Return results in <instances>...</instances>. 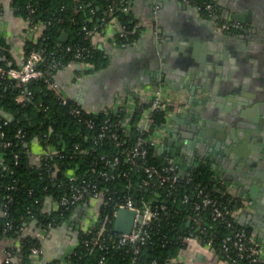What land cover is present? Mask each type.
I'll use <instances>...</instances> for the list:
<instances>
[{
	"label": "crops",
	"instance_id": "crops-1",
	"mask_svg": "<svg viewBox=\"0 0 264 264\" xmlns=\"http://www.w3.org/2000/svg\"><path fill=\"white\" fill-rule=\"evenodd\" d=\"M213 1L218 11L209 14L207 11L197 10L192 3L181 0H132L129 9L141 28L139 35L133 40H117L118 22L112 20L90 36L92 46L101 51L106 58L105 66L91 70L89 64L69 62L56 72V80L71 99L82 107L97 112L126 102L132 92H149L157 84L163 83L167 88H171L165 91V94L175 99L177 105L170 107L171 131L158 140L156 154L167 160L180 161L183 153L193 157L200 154L197 136L187 135L186 121L192 119V112L199 110L202 98L206 97L204 102L207 104L214 101L208 98V93L202 90L199 82L198 84L192 82L195 87L191 93L192 83L187 79V85L185 81L187 76L183 73L186 69L185 59L176 51L181 42L190 39L193 43L201 42L204 47L209 45L215 49L222 61L227 63L225 68L227 74L224 76L220 72L217 73L220 67L217 69L214 66V60L209 71L212 85L217 88L216 94L220 97V104L233 106L242 93L246 92L252 97H249L244 107L248 113L255 114L259 102L264 100V0ZM235 14L241 17H235ZM224 19L238 21L242 28L225 30L221 27ZM25 28L26 23L13 10L11 0H0V39L6 44L7 56L4 58L8 64H15L19 60L23 50ZM215 51L207 49L206 55L211 56ZM164 58L167 61L163 60ZM163 73L164 78H160ZM244 83L247 87L243 90ZM172 87L178 89L172 90ZM192 141L193 148L190 147ZM176 144L181 145L180 148ZM224 145L229 151L228 145L226 143ZM31 148L33 153L31 159L36 161L39 146L33 145ZM171 153L175 155L172 158L169 156ZM205 153L210 154L208 151ZM221 156L222 154H219V157ZM228 160L214 167L208 158L205 164L223 177L229 194L238 200L233 212L236 222L245 226L255 223L261 225L256 237L264 246V227L262 222L257 223L260 219L258 210H264L260 205L263 203L257 206L246 203L247 199L241 193L236 180L239 171L236 167L239 164H232L230 157ZM218 168L226 172L228 179L218 171ZM97 205V201L75 205L68 217L56 227L44 228L35 221L27 222L22 232L36 237L41 248L39 254L29 255L30 261L33 264L47 262L66 264V257L77 242L78 230L87 224ZM53 207V201L47 198L43 209L49 210ZM2 214L0 198V216ZM262 216L264 217V214ZM15 245L16 239L13 237L0 238V264H3L6 258L7 249ZM17 251L10 257L11 264H21V256ZM173 261L174 264H226L216 252L194 239L187 241L186 246L178 251Z\"/></svg>",
	"mask_w": 264,
	"mask_h": 264
},
{
	"label": "trees",
	"instance_id": "trees-1",
	"mask_svg": "<svg viewBox=\"0 0 264 264\" xmlns=\"http://www.w3.org/2000/svg\"><path fill=\"white\" fill-rule=\"evenodd\" d=\"M27 1L11 0V6L17 14H23ZM31 1L36 7L34 18L42 21L50 20V22L43 26L36 43L30 39H24L23 51L27 53L31 48L43 46L47 53L52 52L48 57L56 58L61 65H67L71 60L76 59L73 51L65 49L66 45L72 47L86 46L89 50L85 51L83 58L78 60L88 62L91 70H96L106 64V58L102 52L92 46L90 36L86 37L81 29L82 19L85 16L88 27L96 24L98 31L102 28L100 26L102 16L107 19L112 16L116 17L126 30L125 36L117 34L119 41L135 39L141 29L140 26L135 25L137 20L134 16L120 10H116L112 14L107 12L106 7L110 0ZM80 3L82 9L76 10ZM217 11L218 7L216 6L215 13ZM64 31L67 33L65 40L60 38ZM0 46H6L2 39H0ZM0 56H7V51L0 48ZM7 64V59L0 58V65L7 66ZM22 89L31 91L32 97L21 106L16 102L15 97ZM70 100L68 103L60 102L56 93L48 89L43 81L33 80L26 84L17 85L9 78L0 77V110L2 111L0 112V130L5 132V138L11 139L10 146H0V153L3 154L7 164L5 170H0V198L2 202L7 203L5 212L0 216V238L8 236L20 239L17 253L21 256V264H33L29 258V247L31 242H38V240L31 236L27 238L26 234L20 230V226L29 221H35L37 225L44 228L56 227L68 217L74 207L58 206L55 209H43L44 201L47 198L52 201L64 192L66 185L64 172L66 169H74L75 165H78L75 169L76 173H81V171L91 167L95 170L94 173L102 169L113 171L115 179L107 183L105 186L107 189L114 187L122 193L125 184L131 182L136 195L143 196L147 200L155 197L156 193L163 190V187L155 189L140 187L137 181L140 180L142 173L130 168L129 163H121L118 168L113 170L111 166H105L103 160L99 158L100 154L106 152L116 153L117 146L106 137L99 140L98 143H94L92 135L97 130L89 128L83 118H93L96 123H99L108 117L109 121L114 122L118 116L123 115V112L117 115L112 112L110 114L104 112L83 113L81 120H78L69 112L71 106L77 105L73 99ZM39 102L42 104L39 105ZM43 107H46V110H43ZM138 118L139 111L135 110L131 122H136ZM162 120V113H155V121L160 122ZM18 130L20 133L16 135ZM150 132L151 130L142 132L140 127L135 124L127 134H124L120 129L118 130V134L127 143H133L138 137L142 138ZM34 138L38 139L41 145L54 144L62 156L53 154L47 160L41 159L38 164L32 163L28 151L31 140ZM58 140L62 141L58 143ZM76 144H78L77 148H75ZM89 147L93 149L88 150ZM15 151H19V158L16 163L13 161ZM147 157L149 162L155 164L167 162V159L157 155L154 147L151 146L148 147ZM93 161L95 162L92 163ZM122 170H127V175L120 174ZM187 170L190 172L191 181L186 182L182 179L178 184H175L174 194L178 197L190 191L191 183L211 187L216 182L213 179L216 171L205 163L190 165ZM13 177L17 179V188L8 191L5 184L9 183ZM217 184L219 183L217 182ZM7 192L13 196V199L8 202L5 198ZM191 200L190 197L189 202ZM165 202L168 203L167 209L161 212L160 218H156L150 223L148 228L151 232L150 237L143 243L126 242L111 246L115 239L112 241L106 237L104 240V243L107 244L106 247L100 248L95 245L92 248H86L83 239L89 233L79 229L77 242L66 257V264H174V262H170V259H174L179 249L187 244L184 236L190 225L187 217L190 211V203L174 202L169 198H165ZM78 204L83 205L81 202ZM237 204L238 200L232 197L230 207L234 208ZM104 212L101 211V217L105 215ZM49 222L52 223V226L47 225ZM216 229L215 241L218 242L223 231L220 226H217ZM166 261L167 263H165ZM3 264L6 263L3 262Z\"/></svg>",
	"mask_w": 264,
	"mask_h": 264
},
{
	"label": "built area",
	"instance_id": "built-area-1",
	"mask_svg": "<svg viewBox=\"0 0 264 264\" xmlns=\"http://www.w3.org/2000/svg\"><path fill=\"white\" fill-rule=\"evenodd\" d=\"M132 0H110L108 2L106 10L112 14L116 10L123 11L129 15L132 12L129 9V4ZM185 3H192L194 7L199 11H207L209 14H213L216 9V4L213 0H181ZM82 9L80 3L76 10ZM36 7L34 2L28 0L25 3L24 13H19V16L26 23L25 39H30L33 43H36L40 37L41 30L45 24H48L50 20L42 21L34 18ZM87 17H83L81 29L84 31L85 36H91L97 32V25L88 27ZM101 27L106 26L112 20H118L116 17L105 18L101 17ZM138 23L136 22L135 25ZM242 24L238 21L231 19H224L221 22V27L225 30L231 28H240ZM117 34L119 36H125L126 30L124 25L118 22ZM44 38V37H43ZM3 50H6L4 46H0ZM65 49L73 51L76 59L70 62H78L83 64H89L86 61L78 60L83 58V53L89 49L86 46H74L66 45ZM50 52H46L45 47L40 46L37 48H31L27 53L22 50L19 55V60L15 64H7V66L0 65V77L9 78L13 80L17 85L26 84L30 81H43L46 83L48 89L53 90L58 96L60 102L68 103L71 101L70 97L66 95L62 87L56 80V72L64 67L60 61L54 57L49 58ZM2 56H0L1 58ZM4 57V56H3ZM5 59V58H4ZM90 65V64H89ZM163 83L157 84L149 92L136 91L132 92L128 100L123 103L115 104L111 108H107L102 111L105 114L117 115L123 112L122 116H118L116 121L111 122L109 118L105 117L101 122L96 123L93 118H83L84 122L89 128L96 129L97 132L92 135L94 143H98L103 138H109L117 146L116 153L110 154L109 152L99 155V158L103 160L105 166H111L114 170L121 163H129L130 168H134L137 171H141L142 176L137 181L140 187L145 189L163 187L160 193H156L155 197L147 200L143 196L136 195L131 182H128L124 186V191L120 193L117 189L106 188L105 186L109 181L115 179V173L106 169L99 170L94 173L95 170L87 168L81 173H76L75 165L74 169H66L64 176L66 178L65 190L57 199H53L54 207L64 206L65 208L75 206L79 202L83 205L90 202L97 201L98 205L87 224L81 226L83 232L89 233L84 239L83 243L86 248H92L97 245L100 248L106 247L104 243L106 237L109 239H115L111 246L123 244L126 242H138L143 243L150 237L149 225L156 219L161 217V212L166 210L168 203L165 202V198L171 199L174 202H180L183 204L190 203V211L187 214L189 228L184 236V240L187 242L191 239L199 241L207 249L216 252L219 257L226 264H264V246L262 242L257 239L253 234L249 226L237 224L233 212L234 208L230 207L232 196L227 190V184L223 177L217 174L213 177L216 181L211 187L205 185H199L191 183L190 191L185 192L180 197L174 194L176 189L175 184H178L182 179L186 182L191 181L190 172L187 170L188 165L183 164L180 160L170 159L167 162L155 164L149 162L147 154L148 147H156L159 139L165 137L171 131L169 123L170 107L177 105L175 99L169 98L165 94V91L170 90ZM178 88L172 87V90ZM32 93L29 90L22 89L15 97L16 102L21 106L27 99H31ZM77 103V102H76ZM42 102H39L41 105ZM46 110V107H43ZM135 110L139 111V118L136 122L132 123L131 118ZM78 120H81L83 113H98L97 111L88 110L77 103L73 105L69 111ZM161 112L163 120L160 122L155 121V113ZM140 127L142 132L151 130L150 133L144 137H138L133 143H127L118 130L127 134L133 125ZM49 129H51L49 127ZM20 130L16 133L18 135ZM47 135V134H45ZM62 140H58L60 143ZM25 144H29L24 142ZM11 145V139L5 138V132L0 130V146L8 147ZM38 145L39 152L36 154L37 160L32 161L31 155L32 146ZM78 144L75 145V148ZM93 149L89 147L88 150ZM87 150V151H88ZM82 151V150H81ZM29 158L32 163L38 164L41 159L47 160L53 154H59V150L52 143H46L41 145L38 139H32L30 143ZM62 156V154L60 155ZM19 158V151H15L13 154L14 163ZM93 161L92 163H94ZM49 165V163H46ZM7 164L2 153H0V170H5ZM127 170H122L120 174L127 175ZM1 174V172H0ZM96 174V176H95ZM17 179L13 177L9 183L5 184L6 189L12 190L17 188ZM217 182L219 184H217ZM190 197L192 198L189 202ZM6 201L13 199V196L7 192L5 194ZM247 204H251L252 200L247 199ZM6 202H2L3 212L6 210ZM119 207H126L135 211L132 227L129 232H118L113 229V222L116 212ZM105 213L101 217V211ZM96 224H98L96 226ZM48 226H52L49 222ZM9 226V225H8ZM23 226H20V230H23ZM91 228L89 229V227ZM222 228V233L218 242L215 241L216 227ZM27 238L30 236L26 235ZM16 239L15 247H10L6 251V258L4 263H10V257L19 248L20 239ZM181 249V248H180ZM179 249V250H180ZM137 250V249H136ZM41 251L40 245L37 241L31 242L29 252L32 255H37ZM174 259H170V262H174ZM155 263V261H153ZM167 263V261L165 262ZM37 264H49L37 263ZM58 264V263H52ZM80 264V263H76Z\"/></svg>",
	"mask_w": 264,
	"mask_h": 264
},
{
	"label": "water",
	"instance_id": "water-1",
	"mask_svg": "<svg viewBox=\"0 0 264 264\" xmlns=\"http://www.w3.org/2000/svg\"><path fill=\"white\" fill-rule=\"evenodd\" d=\"M234 16L241 17L238 14ZM66 36L67 33L64 31L61 33L60 38L65 40ZM201 47L202 50H200ZM207 49L215 51L209 45L204 47L201 42L193 43L190 39L181 42L176 47L177 53L181 54L180 56L186 62L185 71L187 72L184 71L183 73L187 76L185 80L187 85V79L191 83L198 84L199 82L202 90L208 93V98L214 101L207 104V102H204L206 97L202 98L200 101L202 105L199 110L192 112V119L186 121L185 129L189 133L187 135L195 134L197 136V148L201 149V153L195 154L194 157L188 153H183L180 159L183 164L197 165L198 163H207L209 158L212 161L210 162L211 166L215 167L220 162L225 163L230 157L232 164H239L236 167L237 171L239 170L236 180L241 193L244 194L246 199L252 200V205L257 206L263 203L260 205L264 208V100L259 102L255 114L248 113L244 107L248 103L249 97H252L247 95L246 92L242 93L233 106L220 104V97L216 94L217 88L215 89V86L212 85L209 71H211V64L214 60V66L217 69L220 67V70H215L218 74L220 72L224 76L227 74L225 71L227 63L222 61L216 51L211 56H207ZM1 59H4V57H1ZM164 64L166 65V63ZM160 78H164V73L161 74ZM195 84H190L191 93ZM246 87V83L242 84L243 90ZM174 117H176V114H174ZM224 143L228 145L229 151L225 149ZM176 146L180 148L181 145L176 144ZM193 146L194 141L190 142V147L193 148ZM179 148L177 150L178 154ZM205 151L210 154L207 155ZM219 154H222V156L219 157ZM169 156L172 158L175 155L171 153ZM218 171L222 172L227 178L224 170L218 168ZM258 211L260 212V219L257 223L262 222L261 224L264 227V217L262 216L264 210L259 209ZM134 214L133 209L119 207L113 222V229L118 232H129ZM249 227L251 234L256 237L259 234L261 225L255 223L250 224Z\"/></svg>",
	"mask_w": 264,
	"mask_h": 264
},
{
	"label": "flooded vegetation",
	"instance_id": "flooded-vegetation-1",
	"mask_svg": "<svg viewBox=\"0 0 264 264\" xmlns=\"http://www.w3.org/2000/svg\"><path fill=\"white\" fill-rule=\"evenodd\" d=\"M240 28H242V26L240 27ZM239 29V28H238ZM231 29H229V31H230Z\"/></svg>",
	"mask_w": 264,
	"mask_h": 264
}]
</instances>
